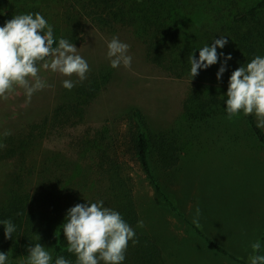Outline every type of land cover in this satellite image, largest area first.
Returning a JSON list of instances; mask_svg holds the SVG:
<instances>
[{"label":"rangeland","instance_id":"1","mask_svg":"<svg viewBox=\"0 0 264 264\" xmlns=\"http://www.w3.org/2000/svg\"><path fill=\"white\" fill-rule=\"evenodd\" d=\"M259 1L194 0L189 13H200L199 21L207 22L215 33L220 23H232L236 13L247 12ZM81 3L82 0H0V23L5 25L15 15L40 13L53 27L54 46H58L60 38L69 40L90 67L88 79L77 82L71 91L62 86L65 77L41 68L39 75L49 86L35 93L31 103H26L24 90L19 87L7 100L0 99V149L8 143L17 146L30 134L32 124L79 96L81 101L93 97L84 105V120L77 128L51 131L44 139L34 134L39 138L32 139L33 146L27 153L35 167L45 159L73 157L74 137L89 128L106 126L113 137L122 139L132 111L138 110L153 131L182 137L181 161L174 173L159 171L156 158L151 156L162 191L151 184L130 156L123 154L122 141L118 142L144 224L140 230L160 244L168 264H241L220 253L207 239L243 264H250L251 245L256 241L261 243L260 255H264V145L254 135L247 117L241 113L232 120L224 116L203 119L205 113H195L187 104L195 84L192 79H178L151 63L137 29L121 25L100 28L80 16ZM10 5L15 6L9 8ZM219 16L221 20L217 21ZM257 16L254 41L264 57V10ZM113 37L130 46L131 68L110 66L107 43ZM231 74L225 73L219 81L217 76L206 78V85L226 95ZM90 87L95 88L90 97L81 94ZM192 118L199 123L190 129L186 122ZM6 130L11 135H2ZM15 165V161L0 160V207L10 198ZM36 183L31 179L32 190ZM197 207L201 210L202 227L197 228L200 232L192 222ZM44 247L53 257V247ZM28 248L19 244L7 264H27Z\"/></svg>","mask_w":264,"mask_h":264},{"label":"trees","instance_id":"2","mask_svg":"<svg viewBox=\"0 0 264 264\" xmlns=\"http://www.w3.org/2000/svg\"><path fill=\"white\" fill-rule=\"evenodd\" d=\"M193 1L82 0L78 14L84 15L100 28L121 25L137 29L146 46V57L151 63L178 79L193 80L195 84L187 104L195 113L198 110L205 113L203 119L209 121L218 116L227 117V94L209 89L205 79L217 76L229 54L232 59L227 61L224 74L233 72L260 56L254 41L255 20L258 11L264 10V0H260L245 13H236L232 23H220V30L215 33L211 32L207 22L199 21L197 17L200 13L192 15L195 10L189 13ZM14 6L10 5L9 8ZM220 16L223 18L224 14L221 12ZM220 16L216 17L217 21L221 20ZM2 26L4 25L0 23V27ZM220 37L228 38V43L223 49H217L218 63L206 70L200 69L195 78L191 77L188 57L195 54L198 60L199 49L211 46ZM93 90L95 88L90 87V90H83L81 94L90 97ZM88 100L81 101L79 96L76 101L60 104L51 115L32 124L30 134L23 137L17 146L7 142L9 145L0 149V160L16 162L11 175L10 198L0 207V221L11 220L16 231L11 240L6 239L4 225L0 224V252L8 254L9 259L19 244L30 247L40 243L42 246L53 247L51 264H55L60 256L71 264H76V256L67 251V240L61 226L65 223L68 210L75 205L103 201L105 207L121 214L135 231V238L139 241L135 245L129 242L123 264H168L160 244L137 226L140 215L135 191L131 176L126 170L127 161L119 152L118 142L122 141L123 154L130 156L151 184L162 191L151 156L156 158L159 171L169 175L174 173L181 161V136L172 135V132L153 131L140 112L133 110L132 119L125 124L122 139L113 137L110 133L112 131L106 126L89 128L74 137L75 155L69 159H45L35 167L28 158L27 150L33 146V138L44 139L51 131L77 128L84 120V105ZM195 120L192 118L186 122L191 126L190 129L199 123L194 122ZM247 122L264 145V130L256 126L255 116H248ZM35 133L40 136L33 137ZM31 179L37 182L34 190L29 184ZM207 240L220 253L243 264L215 241Z\"/></svg>","mask_w":264,"mask_h":264},{"label":"clouds","instance_id":"3","mask_svg":"<svg viewBox=\"0 0 264 264\" xmlns=\"http://www.w3.org/2000/svg\"><path fill=\"white\" fill-rule=\"evenodd\" d=\"M54 39L53 27L40 14L15 15L0 27V99L7 100L17 87L24 90L26 103H31L33 95L44 90L46 85L39 73L41 68L65 77L62 86L71 91L77 82L88 79L90 67L78 53L74 43L60 38L58 46ZM228 38L215 39L211 46L199 49V59L195 54L188 57L191 65L190 75L195 78L200 69H208L219 60L217 49H223ZM107 58L113 69L123 66L131 68L130 46L113 37L107 43ZM223 55V53H220ZM229 54L221 65L217 80H221L226 71ZM75 77L76 81L72 78ZM227 119L255 116L257 127L264 128V57L256 56L251 62L232 72L227 90ZM2 135H11L4 131ZM19 215V213H18ZM201 210L196 208L193 224L201 228L199 217ZM4 225L5 238L11 240L16 226L11 220L0 221ZM138 227H143L139 221ZM67 240V251L76 256V264H123L131 241H139L132 227L124 221L121 214L105 207L103 201L77 204L68 210L65 223L61 226ZM250 264H264V255H260L261 243H252ZM27 264H51L50 253L40 243L28 248ZM8 254L0 252V264H7ZM55 264H71L60 256Z\"/></svg>","mask_w":264,"mask_h":264}]
</instances>
